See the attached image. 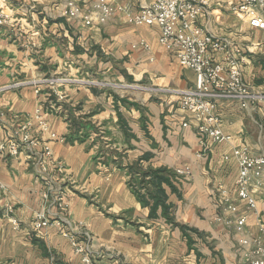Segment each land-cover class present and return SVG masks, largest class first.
<instances>
[{
    "label": "crops",
    "instance_id": "0c3cea01",
    "mask_svg": "<svg viewBox=\"0 0 264 264\" xmlns=\"http://www.w3.org/2000/svg\"><path fill=\"white\" fill-rule=\"evenodd\" d=\"M68 1L8 0L7 9L20 31L18 26L0 27V139L11 136L20 119L47 108L43 117L48 131L41 133L31 118L32 133L50 145L67 170L60 206L50 192L44 200L48 184L37 177L25 155L0 157V264H83L61 235L63 230L92 235L89 246L96 264H249L239 237L214 217L219 212L218 184L235 198L238 167L232 151L246 147L264 153V30L231 13V5L240 0H207L211 12L201 24L244 47V78L259 98L247 109L235 100H218L221 128L231 139L205 149L196 122L165 91L193 87L195 73L159 44L157 26L127 21L150 0H105L127 6L128 12L94 28L63 17ZM27 38L34 46L26 45ZM58 73L79 81L62 88L61 102L50 98L58 111H50L32 85L7 88L18 80ZM79 75L118 83L122 90L87 86ZM186 120L189 124L183 127ZM93 131L115 149L96 150L89 139ZM52 135L66 141H53ZM112 158H120L123 167L139 161L144 169H190L188 178L176 176L174 190L165 186L174 224L149 216L150 209L127 185V170ZM254 190L256 210L246 211L243 203L239 208L247 215L248 236L264 245V183ZM7 206L21 222L19 230L3 216ZM43 210L61 225L33 230L34 216Z\"/></svg>",
    "mask_w": 264,
    "mask_h": 264
},
{
    "label": "built area",
    "instance_id": "2783aa9c",
    "mask_svg": "<svg viewBox=\"0 0 264 264\" xmlns=\"http://www.w3.org/2000/svg\"><path fill=\"white\" fill-rule=\"evenodd\" d=\"M127 10V6L105 0L93 4L70 0L62 14L66 19L78 20L85 26L94 28L119 13H127ZM230 11L251 27L264 30V0H240L231 5ZM210 12L211 8L207 0H150L135 14L127 16V21L132 25L157 26L159 44L175 55L181 67L195 73L196 81L193 87L165 91L175 96L180 110L189 113L196 122V133L201 146L205 149L210 143L219 144L231 139V136L222 131L221 117L216 112L218 100H235L242 108L247 109L259 98L251 91V87L244 78V47L225 36L216 35L201 24L202 18L207 17ZM0 27L20 28L14 16L5 13L3 7H0ZM21 32L27 34L26 31ZM141 44L145 49H149L146 43ZM26 45L34 46V42L27 38ZM71 82L79 81L67 76L50 75L31 81L18 80L7 88L18 89L32 85L35 93L43 95L49 103L50 111H58L59 108L55 107L50 98L54 97L56 102H61L64 99L62 88ZM84 84L90 87L111 85L116 89L121 88L118 83L91 80L84 81ZM126 86L132 87V85H124ZM141 88L154 90L145 86ZM262 97L264 98V95ZM46 109L39 107L31 117L20 119L19 126L13 134L0 139V157L19 158L25 155L34 165L37 177L48 184V189L43 195L44 200L48 201L50 192L53 200L61 206L63 202L61 184L67 176L66 167L54 158L50 145L32 133L33 119L41 133L48 131L47 122L43 117ZM3 114L0 113V118ZM188 124L189 121L186 120L182 126L187 127ZM51 138L53 141H66L65 137L57 138L52 135ZM231 156L238 167V175L234 183L235 198L222 184H218L219 212L214 217V221L227 226L239 237V245L246 249L245 255L249 264H264V245L258 239H251L248 236L247 215L239 208L240 203H243L246 211L256 210L258 193L254 189H258L264 183L262 180L264 153H253L246 147H239L232 151ZM228 158L229 156L225 157V159ZM175 173L185 178L191 175L189 168L177 169ZM12 211L13 208L7 206L3 216L11 220L15 230H19L21 222L12 216ZM52 224L61 225V221L50 217L45 210L36 213L32 221L35 231ZM61 235L69 240L73 251L81 256L83 264H96L89 246L92 235L88 231L63 230Z\"/></svg>",
    "mask_w": 264,
    "mask_h": 264
},
{
    "label": "trees",
    "instance_id": "16d2710c",
    "mask_svg": "<svg viewBox=\"0 0 264 264\" xmlns=\"http://www.w3.org/2000/svg\"><path fill=\"white\" fill-rule=\"evenodd\" d=\"M111 161L120 168L127 170V185L136 195L141 205L150 209L149 216L151 218L162 216L166 221L174 224L170 215L171 205L167 203L168 196L165 186L175 189L173 181L177 176L176 173L165 168L144 169L139 161L125 167H123L120 158L119 160L112 158Z\"/></svg>",
    "mask_w": 264,
    "mask_h": 264
},
{
    "label": "rangeland",
    "instance_id": "374dc122",
    "mask_svg": "<svg viewBox=\"0 0 264 264\" xmlns=\"http://www.w3.org/2000/svg\"><path fill=\"white\" fill-rule=\"evenodd\" d=\"M5 1V2H4ZM5 3H6V5L8 6V0H0V7H3V10H4V12L5 13H10L9 12V10L7 9V6L5 5ZM50 75H55V76H63V75H65L64 73H58V74H46V75H44V76H50ZM79 78H81L80 80H88L89 78H85L84 79V77L83 76H81V75H79ZM85 80V81H86ZM89 80H91V81H97V82H105V81H100V80H94V79H89ZM80 85H84L82 82H80ZM102 86V85H101ZM92 87H98V88H100L99 87V85H96V86H92ZM109 88L111 91L112 90H116V91H121L122 90V88H118V89H116L114 86H111V85H106V86H103V87H101V89H106V88ZM101 135V136H100ZM103 134H99L98 132H94L93 131V133H91V136L89 137V139H90V142L95 146V149L97 150V149H99L101 146H103L105 149H115L114 147H113V143L111 144V141H109L108 139H106L105 138V136L103 135ZM100 136V137H99ZM93 140H94V142H93ZM110 145H109V144Z\"/></svg>",
    "mask_w": 264,
    "mask_h": 264
}]
</instances>
